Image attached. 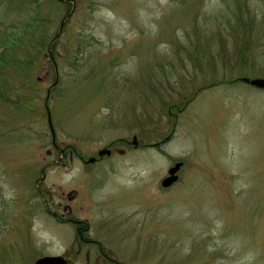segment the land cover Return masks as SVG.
<instances>
[{
  "label": "rangeland",
  "instance_id": "obj_1",
  "mask_svg": "<svg viewBox=\"0 0 264 264\" xmlns=\"http://www.w3.org/2000/svg\"><path fill=\"white\" fill-rule=\"evenodd\" d=\"M10 24L0 264H264V90L235 82L264 79V0H0Z\"/></svg>",
  "mask_w": 264,
  "mask_h": 264
},
{
  "label": "water",
  "instance_id": "obj_2",
  "mask_svg": "<svg viewBox=\"0 0 264 264\" xmlns=\"http://www.w3.org/2000/svg\"><path fill=\"white\" fill-rule=\"evenodd\" d=\"M61 26H62V21L60 22ZM235 82H242L245 83V85L251 87V88H256L257 90H264V79H251V78H239L237 79ZM49 92V91H48ZM48 92H47V96H48ZM46 96V100L44 102V109H46V118L48 120V126L50 128V120L48 117V113H49V109H47V99ZM51 130V128H50ZM52 134V141H53V131L51 130ZM54 142V141H53ZM129 144L131 145V147L134 148H138V143H137V138L133 136L132 140H130ZM111 150L107 149V148H102V150H99L97 153V158L102 159L103 157H107L109 156ZM88 161L86 162L88 163H95V159L94 158H88ZM182 167V163L181 162H177V163H173V167L170 168L167 171V178H164L162 182H160V187L161 188H168L170 187L176 180H178V177L176 176V173L178 172V170H180ZM34 264H66V262L64 261L63 257H59V256H50V257H44V258H40L39 260L35 261Z\"/></svg>",
  "mask_w": 264,
  "mask_h": 264
},
{
  "label": "trees",
  "instance_id": "obj_3",
  "mask_svg": "<svg viewBox=\"0 0 264 264\" xmlns=\"http://www.w3.org/2000/svg\"><path fill=\"white\" fill-rule=\"evenodd\" d=\"M32 23H33V21L32 22H27V25H26V27L24 28V32H26L27 33V31H28V29H29V24L30 25H32ZM35 24H36V22H35ZM34 24V25H35ZM36 26V25H35ZM22 26H13L12 24H10V26L9 25H7V27L6 28H4V31H0V38H1V40H0V46H1V43H3V42H5V43H7L8 41H10L9 40V38L12 40V41H10V43H12L13 42V35H15V33L18 31V29H20ZM28 27V28H27ZM27 30V31H26ZM23 31V30H22ZM23 32V33H24ZM25 36V35H24ZM25 37H27V36H25ZM25 37H23V38H25ZM33 39V38H32ZM32 39H30V37L29 38H25L24 40L22 39H20V42H19V44H21V46L22 47H24V48H28V47H26V45H28V46H30L29 45V43H30V41L32 40ZM5 50H9L7 47H3ZM10 48V47H9ZM11 50H12V48H11ZM8 55L9 54H11V52H8V51H5ZM23 54H24V56H28L29 54H30V51H27V50H25V51H23ZM4 55H5V53H3V52H1L0 53V66L2 65V64H4V63H7V61L8 60H6V59H4ZM11 56L13 57V58H11V57H9V59H11V61H12V63L13 64H15V65H17V63H20V59H16L15 58V55L14 54H11ZM23 56V57H24ZM23 57H22V59H23ZM17 62V63H16ZM13 64H11V65H13ZM14 66V65H13ZM4 71V70H3ZM3 71H0V85L2 84L3 85V83H4V80H5V72L2 74V72ZM0 86V99L2 98V99H5V100H7L8 101V99H9V93H10V91H11V89H9L8 90V88H5V87H3V86ZM5 86V85H4ZM7 95V96H6ZM2 96H4V97H2Z\"/></svg>",
  "mask_w": 264,
  "mask_h": 264
},
{
  "label": "flooded vegetation",
  "instance_id": "obj_4",
  "mask_svg": "<svg viewBox=\"0 0 264 264\" xmlns=\"http://www.w3.org/2000/svg\"><path fill=\"white\" fill-rule=\"evenodd\" d=\"M73 153L72 152H69V157H71V155H72ZM75 157H77L79 160H80V157L78 156V155H76V153H74L73 154ZM82 161V160H81ZM80 241L81 242H84V243H86V242H90V241H88V240H83V237L80 239ZM90 243H93V244H95L96 242H94V241H92V242H90ZM96 245V244H95ZM98 245V250H99V252H101V250H100V248H101V246L99 245V244H97ZM104 255V257L106 258L107 256H105V254H103ZM64 259H65V262H66V264H69L68 263V261H67V259L65 258V257H63ZM86 262H87V260L89 259V255H87L86 254ZM105 258L103 259V263L102 264H105L104 262H105ZM94 263L96 264V262L94 261ZM113 264H116V262L114 261V262H112Z\"/></svg>",
  "mask_w": 264,
  "mask_h": 264
},
{
  "label": "bare ground",
  "instance_id": "obj_5",
  "mask_svg": "<svg viewBox=\"0 0 264 264\" xmlns=\"http://www.w3.org/2000/svg\"><path fill=\"white\" fill-rule=\"evenodd\" d=\"M175 110H177V109H175Z\"/></svg>",
  "mask_w": 264,
  "mask_h": 264
}]
</instances>
